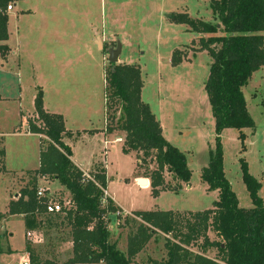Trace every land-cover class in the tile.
Segmentation results:
<instances>
[{"label": "rangeland", "instance_id": "1", "mask_svg": "<svg viewBox=\"0 0 264 264\" xmlns=\"http://www.w3.org/2000/svg\"><path fill=\"white\" fill-rule=\"evenodd\" d=\"M12 4L10 2L8 5ZM14 6V11L9 13V27L12 32L15 28H27L28 37L24 44L25 56L19 61H14L10 56L6 66L7 70L12 68L9 70L19 75L0 78V151L4 154L3 158L0 156V213L7 212L9 200L16 201L25 188H31L34 177L31 171L39 165L40 153L49 143L42 135L43 146L40 147L36 138L24 133L25 119L20 114L32 108L31 97L35 86H45L50 104L65 103L66 98L71 99L69 96H61V99L59 89L62 90L61 95L63 92L73 94L72 99L80 94L77 103L82 108H77V113L73 109L78 121L83 122L78 126L83 129H89L91 125H94L93 128L102 127L104 76L111 65L107 60L108 51L115 49L118 43L121 45L119 59L122 62L116 64L139 67L143 80L142 99L160 120L165 139L185 154L191 178L188 184L182 185L181 190L173 192L170 189L180 185L171 179L170 174L164 173L166 188L153 196L152 189L139 186L134 176L138 174V178L146 179L145 176L156 166L138 169L135 155L124 154L121 145L112 143L113 138H109L110 143L106 146L109 151L106 158L108 191L121 208V211L117 209L109 216L110 242L122 255L126 254L127 236L133 230L132 224L128 226L126 221L134 219L140 222V219L132 216L133 211L171 210L186 214L211 209L217 201V193L208 191L207 185L200 179L203 168L208 165L209 152L214 149L215 140L214 120L204 91L211 58L204 51L193 52L199 49V38L207 36L196 35L186 25H178L171 19L175 14L186 13L192 20L216 24L208 1L25 0L14 2ZM22 9H29L33 13L17 24L16 16L20 15ZM94 27L97 31H94ZM175 51L183 59L179 66H172L170 62ZM61 58L67 59L68 66H57ZM259 73L254 74L242 89L255 129L243 130V142L238 139V132L232 129H226L220 135L225 178L239 206L245 209L251 208L252 204L241 181L240 158L248 165L249 174L262 185L259 196L264 202V77L260 80ZM105 114L106 127L110 126L108 117L111 114ZM32 115L29 119L32 124L42 127L38 115L35 112ZM118 132L113 130L110 133ZM95 134L93 131L75 134L78 141L76 148L81 156L84 155L85 161V154L91 153L90 148H94V143L99 144L96 139L93 143ZM96 146L101 148L102 143ZM88 161L82 165L85 173L101 171L102 160H97L93 166L88 165ZM75 163L78 165L80 162ZM37 184L38 188L44 186L48 189L52 201L68 208L69 194L55 180L43 177ZM43 222V225L36 223L29 229L25 228L20 216H10L6 222H2L0 236L3 239L0 241L5 254L0 255V264H20L22 260H27L29 253L41 261L67 264L72 258L70 226L63 215L52 216L50 221ZM207 236L211 241H219L211 231ZM166 239L161 233L155 234L132 264L165 260ZM201 242H197L191 251L198 252L197 246ZM216 254L214 249L207 252L211 258Z\"/></svg>", "mask_w": 264, "mask_h": 264}, {"label": "trees", "instance_id": "2", "mask_svg": "<svg viewBox=\"0 0 264 264\" xmlns=\"http://www.w3.org/2000/svg\"><path fill=\"white\" fill-rule=\"evenodd\" d=\"M207 1L216 24L192 20L186 13L175 14L171 19L178 25H186L196 35L207 36L199 38V49L193 52L204 51L211 58L204 91L214 120L215 140L200 179L208 191L217 193L213 207L186 214L171 210L133 211L132 216L140 222L126 221V225L132 224L133 230L127 236L126 256L122 255L109 238V216L117 211V207L105 196V167L87 174L73 165L72 151L63 142L70 135L65 131L63 116L44 111L39 90L34 97V110L43 126L37 127L28 120L27 127L29 133L40 136V147L43 146L42 135L49 143L40 153L37 170L31 171L34 173L31 188H25L16 201L8 202L7 212L0 213V224L10 216H20L25 228L29 229L37 224L43 225V221H50L52 216L63 215L70 226L72 243V258L67 264H132L137 254L158 233L167 237L164 245L166 259L153 260L151 264H264V202L259 196L262 185L249 174L248 165L240 158L241 181L252 207L239 206L224 175L220 138L224 130L232 129L238 132V139L243 142V130L255 129L242 89L248 85L253 73L264 67V0ZM10 2L21 0H0L1 59L10 52L5 45L8 39L6 7ZM178 55L176 51L172 53V66L182 64L183 59ZM140 76L138 66L110 65L104 76L105 113L111 114L106 131L125 134L122 152L135 155L138 169L156 166L145 176L153 196L166 188L164 173L179 183L180 186L170 189L177 192L182 185L188 184L191 171L186 165L185 154L164 139L156 117L141 101L143 80ZM3 155L0 151L1 158ZM43 177L52 178L64 187L69 194L70 209L58 215L45 214L36 199L37 182ZM209 231L218 237V242L210 240ZM199 241L202 242L197 246L198 252H192V247ZM211 249L217 253L214 258L207 255ZM1 254L5 253L0 241ZM28 258L30 264H58L52 260L41 261L31 253Z\"/></svg>", "mask_w": 264, "mask_h": 264}, {"label": "crops", "instance_id": "3", "mask_svg": "<svg viewBox=\"0 0 264 264\" xmlns=\"http://www.w3.org/2000/svg\"><path fill=\"white\" fill-rule=\"evenodd\" d=\"M21 1L24 2L25 0H21ZM12 6H13V8H12L13 10H11V11H9L7 13V15H8V21H7V26L6 27H7V30H8V39H7V41H5V45H7L9 47L10 52H9V54L4 59H1L0 58V78H2V77L5 78V77H7L6 75H8V76H18L19 75L18 72H16V74H15V72H13L12 70H9V69H12V68H9L7 70L8 67L6 68V66H8V64H9L8 62H10L9 60L11 58H13L14 61H16V59L19 61L26 54V49H25L26 46L25 45L27 43V37H28L27 33H28V29L27 28H21V29L20 28H17V29L15 28L16 30L14 29L13 32L11 31V29L9 27V24H8L9 23V13L14 11V7H15L14 6V3L12 4ZM32 13L33 12L31 10H29V9H22L20 11V15H17L16 16V23L19 24L21 22V19H23L24 17H26L27 15L32 14ZM111 21H112V19H111ZM94 31H97V28L94 27ZM10 56H12V57L10 58ZM119 56H118V59L117 60H118V62H122L119 59ZM27 58H30V56L27 55ZM48 62H50V61H48ZM49 64L52 65V62H50ZM68 64H69V62L67 61V59L66 60H62V58H61V61H58L57 66L58 65L59 66L64 65L66 67V66H68ZM18 66H19V64H18ZM258 72H260L261 74H263V76H261V74L259 73V76H260L259 79L260 80H263V77H264V67H262L261 69H259L257 72L253 73V76H255L254 74H256ZM34 89L35 90L33 91V95L31 97L32 98V101H31L32 108H30V110H28L27 113H24V114L21 113L20 114L25 119V129H24V133H26V135H29V136H32V137L36 138L38 140V143H39V146H40V136H36V135H33V134L29 133L28 132V127H27L28 120L30 119L31 116H33L32 114L35 112V110H34V100H35V98L34 97H35L37 91L40 90L42 92V97H43V109H44V111L47 112V113H49V114L62 115L63 116L65 131L70 133L69 136H67V137H65L63 139V142L72 151V157H71L72 163L73 162L75 163V162H78V161L80 162L78 165L76 163H75L76 165L73 163L74 166L76 168H79V169H81L83 171L82 165H85L86 164V161L89 160L88 161V165L92 164V166H93V164L96 163L97 160H99V161L102 160L103 166L105 167V170H107V167H106V158H107V155H108L109 151L106 149V146H108L109 143H110V141H108V140H109V138L112 137L113 138L112 143H119L121 145V149H122V142H123L124 134L121 133V132H118L119 134H113V135H111V133L109 131H106V127H105V122H106L105 121L106 120V118H105V116H106V114H105V101H104V109H103V114L104 115H103L102 127H100V128H98V127L93 128L94 125H91V128H89V129H83V128H80L78 126L79 123H83V122L82 121L81 122L78 121V119L76 118V116L74 114V110H73V109H75V113H77V111H78L77 108H79V109L82 108V105L80 103H77V101L80 100V94H77L79 96L76 95L72 99L73 94H71L69 92L68 95H67L66 93L63 92V94L61 95L62 90L59 89V93H58V90H56V92L59 94V97L61 99H62L61 96H63V97L64 96H69L71 99L66 98L67 101H65V103H61V101H60V103H56L55 102V103H51L50 104L47 101V97H46V90L47 89L45 88V86H41V87H38V86L36 87L35 86ZM1 93H2V87L0 86V96H1ZM1 99L2 98L0 97V100ZM141 101L144 104H146L147 106H149V104H147L146 102L143 101L142 95H141ZM149 108H150V106H149ZM150 111H151V109H150ZM154 116L156 117L157 121L159 122L160 128H161V130L163 132V137L165 139L166 138L165 137V131L163 130L162 124H161L160 120L157 118V116L155 114H154ZM81 131H83V132L84 131H93L94 134L96 133L93 143L95 142V139H96V142H98L99 144L102 143L101 148H97L96 145H99V144H95L94 143V148L93 149H92V147L90 148L91 153L90 154L89 153L88 154H85L86 157H87V160L86 161L83 159V156L84 155L81 156V154H79V150H77V148H76L78 141L76 140L77 135L75 137V134H77V133L79 134V132L81 133ZM0 137H2V134L1 133H0ZM101 154H102V156H101L102 158L100 159L99 158V155H101ZM103 159H104V161H103ZM38 166H37V168H38ZM37 168H35V170H37ZM35 170H32V171H35ZM26 171H31V170H26ZM138 177H139L138 174L135 175L134 176V180L138 179ZM106 180H107V175H106ZM147 184H148L147 188L149 189L150 188V184L148 183V181H147ZM106 185H107V183H106ZM39 187H42V186H39ZM61 188L64 189V187H62V186H61ZM187 189L190 190L191 187H188ZM106 191H107L106 192L107 197L114 203V205L117 207V209L119 211H121V208L117 205L116 202H114L113 198L110 196L109 191H108V185H107V190ZM213 193H215V192H213ZM1 255H3V254H1Z\"/></svg>", "mask_w": 264, "mask_h": 264}, {"label": "built area", "instance_id": "4", "mask_svg": "<svg viewBox=\"0 0 264 264\" xmlns=\"http://www.w3.org/2000/svg\"><path fill=\"white\" fill-rule=\"evenodd\" d=\"M12 8V5H7L6 10L9 12L13 10ZM47 191V188L40 187L36 192V199L38 203L43 206L45 214L58 215L62 214L65 209L67 210L71 208V203L69 201L67 202L68 208H65L62 204L52 201ZM105 195L107 196L106 193ZM27 235H29V233ZM26 257L27 260H22L20 264H30V258H28V255Z\"/></svg>", "mask_w": 264, "mask_h": 264}, {"label": "water", "instance_id": "5", "mask_svg": "<svg viewBox=\"0 0 264 264\" xmlns=\"http://www.w3.org/2000/svg\"><path fill=\"white\" fill-rule=\"evenodd\" d=\"M121 52V45L118 43L115 49H111L108 51V63L109 64H116L118 62V56L120 55ZM137 184H139V186L144 187V186H148L147 184V180L143 179V178H138L136 179Z\"/></svg>", "mask_w": 264, "mask_h": 264}, {"label": "bare ground", "instance_id": "6", "mask_svg": "<svg viewBox=\"0 0 264 264\" xmlns=\"http://www.w3.org/2000/svg\"><path fill=\"white\" fill-rule=\"evenodd\" d=\"M144 187H146V186H144ZM143 188V187H142Z\"/></svg>", "mask_w": 264, "mask_h": 264}]
</instances>
